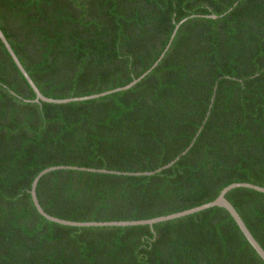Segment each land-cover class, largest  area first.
<instances>
[{"label": "trees", "instance_id": "obj_1", "mask_svg": "<svg viewBox=\"0 0 264 264\" xmlns=\"http://www.w3.org/2000/svg\"><path fill=\"white\" fill-rule=\"evenodd\" d=\"M217 15L216 18L211 15ZM186 18V19H185ZM0 264H264L224 207L154 224L234 182L264 187V0H0ZM264 248V192L227 193Z\"/></svg>", "mask_w": 264, "mask_h": 264}, {"label": "water", "instance_id": "obj_2", "mask_svg": "<svg viewBox=\"0 0 264 264\" xmlns=\"http://www.w3.org/2000/svg\"><path fill=\"white\" fill-rule=\"evenodd\" d=\"M212 17L216 18L217 15L213 14L211 15ZM186 19V18H185ZM183 19L182 21H180L176 28L175 31L173 32L172 38L169 42V44L167 45V47L165 48V51L161 54V56L158 58V60L152 65L151 68H149L146 72H144L141 76L135 78L133 81H131L130 83L121 86V87H117L115 89H111V90H107L101 93H97V94H92V95H86V96H81V97H69V98H52V97H47L45 96L40 89L38 88V86L36 85V83L34 82V80L32 79V77L30 76V74L28 73V71L26 70V68L24 67V65L22 64L21 60L19 59V57L17 56V54L15 53L13 47L11 46L10 42L8 41L7 37L5 36L1 26H0V38L2 39V41L4 42V44L6 45L8 51L10 52L12 58L14 59V61L16 62V64L18 65V67L20 68V70L22 71V73L24 74V76L27 78V80L29 81V83L32 85V87L34 88L35 92H36V98L34 99L35 101H48V102H57V103H66V102H70V101H75V100H87V99H91V98H95V97H99V96H104L106 94L115 92V91H119V90H124V89H128L130 87H132L133 85H135L137 82H139L143 77H145L157 64L158 62L162 59V57L164 56L165 52L167 51V49L169 48L172 39L174 38L180 24L185 20ZM196 137L193 139V141L189 144V146L180 154L178 155L175 159H173L172 161H170L169 163L158 167L155 170H150V171H135V172H122V171H115V170H108L105 168H86V167H78V166H69V165H54V166H50L47 167L45 169H43L41 172L38 173V175L34 178L33 182H32V188H31V194H32V198L34 201V204L36 206V208L38 209V211L44 216L46 217L48 220L57 222V223H61L64 225H71V226H110V225H117V226H127V225H140V224H148L150 225L152 228L154 227L155 223L158 222H162V221H167V220H171L174 218H178V217H182V216H186L210 207H214V206H220V207H224L226 208L231 215L233 216V218L235 219V221L237 222V224L239 225L240 229L242 230V232L244 233L245 237L248 239V241L251 243V245L254 247V249L259 253V255L263 258L264 260V248L262 247V245L259 243V241L255 238V236L253 235V233L251 232V230L249 229V227L247 226V224L245 223V221L243 220L241 214L238 212V210L236 209V207L233 205V203L227 198V193L236 187H247V188H252L261 192H264V187L260 186L258 184H254V183H249V182H234L231 183L229 185H227L226 187H224L220 194L217 196V198H215L212 201H209L207 203L183 210V211H179V212H175V213H171V214H167V215H162V216H157V217H153V218H148V219H134V220H112V221H74V220H69V219H64V218H60L54 215L49 214L41 205L39 198H38V194H37V186L38 183L40 181V179L48 172L52 171V170H56V169H67V168H74V169H83V170H89V171H99V172H111V173H119V174H130V175H152L155 174L157 172L162 171L163 169L169 168L171 167L174 163H176L180 157L184 154H186L189 149L193 146L194 142H195Z\"/></svg>", "mask_w": 264, "mask_h": 264}]
</instances>
